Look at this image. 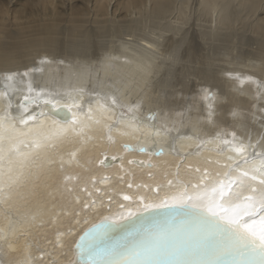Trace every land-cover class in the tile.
I'll use <instances>...</instances> for the list:
<instances>
[{"label": "bare ground", "instance_id": "obj_1", "mask_svg": "<svg viewBox=\"0 0 264 264\" xmlns=\"http://www.w3.org/2000/svg\"><path fill=\"white\" fill-rule=\"evenodd\" d=\"M189 1L145 0L127 24L109 31L119 47L102 49L99 61L76 18L61 31L62 40L56 16L25 21L17 30L0 22V120L7 113L19 126L21 103L25 115L39 114L38 103L24 99L36 93L38 100L54 96L78 106L76 122L68 121L62 142L49 150L50 178L38 194L29 195L32 183L0 190V264H72L86 228L126 212L121 203L135 210L137 196L148 202L154 193L143 185L157 189L160 199L183 191L229 212L253 195L237 187L239 180L230 189L227 184L246 170L264 172V157L256 155L264 149V0H198L203 23L194 26ZM218 56L226 57L224 65L213 64ZM186 57L194 65L177 68ZM41 119L51 123L48 113ZM249 144L257 148L237 151ZM3 146L6 172L8 141ZM106 155L118 161L104 166ZM93 200L97 209L82 211L76 223L75 211Z\"/></svg>", "mask_w": 264, "mask_h": 264}, {"label": "snow or ice", "instance_id": "obj_2", "mask_svg": "<svg viewBox=\"0 0 264 264\" xmlns=\"http://www.w3.org/2000/svg\"><path fill=\"white\" fill-rule=\"evenodd\" d=\"M28 91L31 93L33 89L29 87ZM202 91L206 98L212 96L210 91ZM40 95L36 93L34 98L25 96L24 99L34 104ZM44 102L50 107L39 114L33 112L28 115H25L28 108L21 103L23 113L18 117L19 126L17 118L9 119L7 113L0 120V190L7 186L11 191L32 183L29 195L35 196L40 185L46 184L50 178L46 167L53 163L49 150L62 142L69 129V117L72 124L76 122L78 117L73 108L78 106L61 104L54 96H49ZM45 113L51 117V123L41 119ZM61 116L63 121L57 119ZM211 117L209 112L208 119ZM5 141L9 143L6 172L3 166ZM249 148L254 151L257 147L249 144L237 151L247 152ZM12 149L16 150L15 153ZM256 155L264 157V149ZM116 159L112 157L113 161ZM237 180L238 188L251 189L253 195L246 197L244 203L236 204L231 212L214 200L198 202L197 197L188 196L183 191L171 196L165 193L160 199L157 189L143 185L154 193L148 197V202H145V196H137L135 199L139 203L135 210L121 203L119 207H127L126 212L104 216L84 230L77 244L81 256L77 264H264V172L246 170L233 178L227 188L230 189ZM168 184L171 186L172 181ZM224 187L221 182V196L225 194ZM128 188H132L131 183ZM108 199L111 202L112 198ZM123 199L133 201L129 195H124ZM76 203H81L79 197ZM105 207L109 205L101 202L100 208ZM91 209H97L96 201H84L82 209L74 213L76 223H79L82 211ZM257 223L260 225L258 229L255 227Z\"/></svg>", "mask_w": 264, "mask_h": 264}, {"label": "rangeland", "instance_id": "obj_3", "mask_svg": "<svg viewBox=\"0 0 264 264\" xmlns=\"http://www.w3.org/2000/svg\"><path fill=\"white\" fill-rule=\"evenodd\" d=\"M172 1L175 2L177 0ZM197 1L198 0H190L188 4L190 5V9L187 8L188 14L191 12L192 19L189 21V23L192 26L197 23H203V15L201 14L200 10L198 11ZM45 2L49 3V5H47ZM144 2L145 0H0L1 7L6 10L4 13L0 12V22H4L8 29L11 28L12 30H17L19 24H22L25 21L32 24L38 22L41 19L46 20L56 16L58 17L57 29L60 32L57 38L62 40L65 38V35L62 34L61 31L64 28L69 27L76 18L79 20L78 24H80L89 32V39L94 47L93 56L98 58L99 61L101 60L100 54L102 53V49H106L111 45V43L116 47H119V37L109 35V31L127 24L129 19L137 14V8L140 7ZM102 15H108L109 17H106L107 20L105 18L104 22H100ZM15 17H17V22L14 20ZM150 30V28H145L144 34L150 33ZM252 47L255 46L252 45ZM225 58V56H218L215 59L220 61L221 59L223 60ZM56 59L58 61L62 60L60 57H57ZM202 60L204 59L202 58ZM218 61H213V64H225L224 62ZM191 62H188V57H186L181 60L179 64H177V68L190 69V66L194 65V62ZM212 67L216 68L214 66ZM195 77L193 73H191L189 76L193 82L197 81L195 80L197 77ZM64 80L65 78L62 79V81ZM260 82L263 83V81ZM93 90L99 93V91H97L99 89Z\"/></svg>", "mask_w": 264, "mask_h": 264}, {"label": "water", "instance_id": "obj_4", "mask_svg": "<svg viewBox=\"0 0 264 264\" xmlns=\"http://www.w3.org/2000/svg\"><path fill=\"white\" fill-rule=\"evenodd\" d=\"M37 103H38V110H37L38 113L42 112V111L44 110V108H48V107H50V105H49L47 102H44L43 100H38ZM65 115H66V114H65ZM57 119H60L61 121L64 120V118H63L62 116H61V117H57ZM70 119H71V117H69V120H70ZM69 120H68V121H69ZM125 146H126L127 149H131V148H132V146H130V145H125ZM142 148L145 150V147H143V146L140 147L139 150H141ZM161 152H162V148H158V149L155 151L156 154H160ZM115 161L117 162V161H118V158H117ZM135 161H136V163H138V164H143V163H144L143 161H139V160H135ZM101 162H102V164H103L104 166H109V165H111L112 162H114V161L112 160V157L106 155V156L102 159ZM94 224H95V223H94ZM83 232H84V231H83ZM83 232L78 236V238L76 239L75 244H74V246H73L74 262H73L72 264H77V262L80 261V259H81L79 249L77 248V244H78V242H79V237L83 234ZM86 259H87V257H85V260H86Z\"/></svg>", "mask_w": 264, "mask_h": 264}]
</instances>
